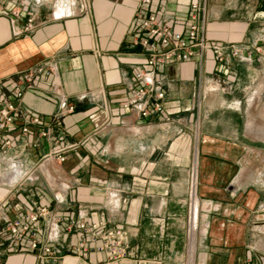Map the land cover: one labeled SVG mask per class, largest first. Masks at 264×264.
<instances>
[{
  "label": "crops",
  "instance_id": "0c3cea01",
  "mask_svg": "<svg viewBox=\"0 0 264 264\" xmlns=\"http://www.w3.org/2000/svg\"><path fill=\"white\" fill-rule=\"evenodd\" d=\"M63 1L73 14L55 18L57 0H0V94L22 86L21 118L41 116L48 130L4 133L12 142L0 146V264H187L191 251L194 264H264V0L208 7L206 37L224 47V61L210 48L202 74L196 56L156 67L177 106L169 120L124 105L149 56L132 37L144 35L142 6L173 23L193 0ZM63 98L73 112L61 115ZM62 148L64 161L49 157ZM193 181L199 226L190 240ZM40 203L49 212L34 249L10 227ZM78 220L123 226L132 255L75 252L88 238L69 230ZM44 245L63 251L41 261Z\"/></svg>",
  "mask_w": 264,
  "mask_h": 264
},
{
  "label": "built area",
  "instance_id": "2783aa9c",
  "mask_svg": "<svg viewBox=\"0 0 264 264\" xmlns=\"http://www.w3.org/2000/svg\"><path fill=\"white\" fill-rule=\"evenodd\" d=\"M144 4H150L151 0H144ZM192 12L183 20H175L173 23H160L156 13L148 12L147 7L142 6L139 11V28L144 35H134L132 41L135 45H140L149 53V56L143 62L147 67H140L134 75L133 85L131 87L128 99L124 102L140 112L143 116L159 115L169 120L177 111L176 105L170 106L166 101V91L163 86V80L159 77L156 67L164 64L174 58L178 60H189L193 56L198 58L200 72L204 68L206 52L213 49L216 52L218 60L224 61L227 53L223 46L211 44L206 37L207 26V4L206 0H193ZM4 6L0 2V14ZM73 10L68 1L57 0L55 18L71 16ZM19 11H13V17H18ZM233 56H241L239 50H233ZM202 74V72L200 73ZM35 74L26 75L25 80L33 83ZM32 87V85H29ZM204 92V85L199 79V85L195 94L196 103L200 101ZM24 95V88L16 86L11 93L0 94V146L6 148L11 145L12 140L6 138L4 133L22 127V132L29 133L31 130L38 131L42 136H48V130L41 129L40 125L45 123L41 116L22 119V113L19 106V100ZM62 106L65 110L61 115L75 110L74 104H69L67 98H63ZM61 115L56 120H62ZM21 118V119H20ZM50 120H54L51 118ZM47 122V121H46ZM66 148L54 150L49 157L56 156L62 161L65 160L63 152ZM196 191V183H192V193ZM49 212V205L40 203L34 211H28L24 215L18 216L12 223L10 231L17 240H22L25 235L32 237L31 247L36 249L40 243V219ZM196 215L193 213L189 219V233L191 230L198 229L196 225ZM77 227L82 234L88 236L87 242L75 247V252H87L90 249L103 252L110 261L123 260L132 255L130 239L123 226H116L106 230L100 229L101 223L96 221L78 220L71 223L68 228L72 230ZM62 247H51L44 245L42 247L43 255L40 260L43 261L46 255H60ZM190 255V254H189ZM135 264H147L143 259H138ZM187 264H190L189 260ZM194 264V262H193Z\"/></svg>",
  "mask_w": 264,
  "mask_h": 264
},
{
  "label": "bare ground",
  "instance_id": "6f19581e",
  "mask_svg": "<svg viewBox=\"0 0 264 264\" xmlns=\"http://www.w3.org/2000/svg\"><path fill=\"white\" fill-rule=\"evenodd\" d=\"M196 194H197V191H193V200L194 201H193V208H192V210H193V213L196 215V222H197L196 225L199 226V224H198V216L199 215H198V206H197V201H196ZM196 230H191L190 240H191V237L193 238L194 235L196 234ZM191 243H192V241H191ZM191 245L193 246V244H191ZM194 257H195V254L193 253V251H191V253L189 255V262H190V264H193Z\"/></svg>",
  "mask_w": 264,
  "mask_h": 264
},
{
  "label": "rangeland",
  "instance_id": "374dc122",
  "mask_svg": "<svg viewBox=\"0 0 264 264\" xmlns=\"http://www.w3.org/2000/svg\"><path fill=\"white\" fill-rule=\"evenodd\" d=\"M228 0H206V4H207V9L208 7L211 5L212 7L217 6L218 4H222V2H226ZM231 2H236V0H229ZM239 2H241L242 0H238Z\"/></svg>",
  "mask_w": 264,
  "mask_h": 264
}]
</instances>
